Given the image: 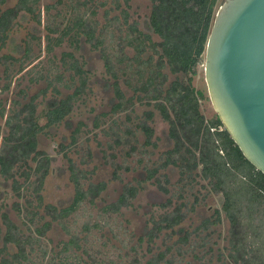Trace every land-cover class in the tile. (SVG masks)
Masks as SVG:
<instances>
[{
  "label": "trees",
  "instance_id": "obj_1",
  "mask_svg": "<svg viewBox=\"0 0 264 264\" xmlns=\"http://www.w3.org/2000/svg\"><path fill=\"white\" fill-rule=\"evenodd\" d=\"M109 1L110 8L103 11L104 23L99 26L95 20L96 8L104 7L105 0H56L53 5L41 9L40 0H16L14 6L0 11V51L17 18H27L35 26H41L46 54H51L63 42L76 49L82 41L96 50L110 81L112 102L107 112L92 117L91 130L102 131L105 119L119 114H124V119L129 121L135 104L155 110L167 124V138L172 147L164 151L161 164L144 169L142 181L155 179L159 171L168 167L177 170L179 182L184 185L197 178L204 181L208 192L220 195L222 203L220 211L214 210L210 218H203L192 233L217 226L222 212L228 224L226 260L232 264H264V176L243 158L217 117L204 119L199 111L198 95L191 86V77L203 62L217 0H146L149 3L148 33L141 32L138 23L128 22L130 0ZM3 3L4 0H0V5ZM61 4L68 10V16L55 9ZM51 10L53 14H49ZM110 10L118 11V17L108 18ZM31 40L39 41V38L29 35L24 40L20 64L33 58ZM7 60L16 61L0 55V64ZM168 76L173 77L170 82H167ZM39 79L45 81V87L39 92L41 101L47 100L44 108L36 112L38 95L29 97L23 104L10 101V110L0 105V180L8 185L14 198L26 197L22 208L19 204L13 205L16 213L21 214L26 233L9 220L0 205V264H103V260L96 258L98 252L93 253L85 243L90 230L100 231L99 222L91 226L83 224L80 232L84 236L69 235L66 241L59 242L57 251L41 246L40 240L53 223L64 230L65 220L84 206L96 208L95 203L106 184H92L89 181L92 171L80 169L62 153L73 188L71 200L61 208L42 204L39 193L48 174L49 158L37 150V137L44 129L64 122L73 103L85 90L86 72L72 52H62L58 64L47 65L44 74L39 73L35 81ZM74 82L76 84H72ZM120 84L130 96L124 95ZM9 87V83L4 84L0 93L7 92ZM58 87L71 89V92L61 96ZM48 91L49 97H46ZM142 115L143 120L134 124L133 130L143 136L141 147L156 148L148 124L153 114L147 111ZM40 119L44 120L41 126ZM110 124L113 127L103 130L108 138L105 146L110 152H103L102 158L112 167L111 178L116 180L117 173L127 167L115 163L116 155L112 151L118 148L123 152L121 156L128 158L135 150L132 144L136 141L129 128H121L114 121ZM83 127L85 125L78 122L70 131L67 146L77 143ZM125 146L127 151L123 150ZM65 147L59 145L61 151ZM141 182L125 185L114 202L97 208L100 218L117 215L120 209L129 207L142 189ZM154 182L157 189L167 194L156 179ZM160 208L163 212L148 217L144 233L136 238L135 246L129 248V252L135 254L138 248L145 246L142 264H170L166 259L169 247L146 256L152 253L154 241L162 232L176 234L177 229H174L184 219V206L171 207L167 200ZM39 210L42 214H38ZM44 217L48 220L42 222ZM177 240L185 244L186 235ZM120 264L140 262L135 255L124 254Z\"/></svg>",
  "mask_w": 264,
  "mask_h": 264
},
{
  "label": "rangeland",
  "instance_id": "obj_2",
  "mask_svg": "<svg viewBox=\"0 0 264 264\" xmlns=\"http://www.w3.org/2000/svg\"><path fill=\"white\" fill-rule=\"evenodd\" d=\"M55 1L40 0L39 8L41 9L45 5H53ZM109 2V0H105L104 7L96 8L95 20L99 26L104 23L103 11L110 8ZM223 2L224 0H217V8ZM15 3L16 0H4V3L0 5V11L11 8ZM55 9L68 16V10L64 5H57ZM53 13L54 11L51 10L49 14ZM148 13L149 3L146 0H130L128 22L138 23V29L144 33H148L146 27ZM113 16L118 17V11L110 10L108 18ZM29 35L38 37L39 41L31 40L30 48L33 58L20 64L23 42ZM42 36L41 26H35L27 18H17L14 21L5 46L0 51V55H7L16 60H7L0 64V88L6 83L10 84L7 92L0 93V105L10 110L12 108L10 101L16 100L23 104L28 101L29 97L38 95L36 112L44 108L47 100L42 102L39 92L45 87V81L42 79L35 81V79H37L39 73L44 74L47 65H57L62 52H72L82 63L83 70L86 72L85 90L81 97L73 103L72 110L64 122L44 129L37 137V150L43 152L49 158L48 174L39 194L42 197L43 205L50 204L61 208L70 202L73 188L68 181L67 163L62 157V153L66 154L80 169L87 172L92 171L89 177L92 184L104 182L106 187L95 203L96 208L84 206L75 215L65 220L62 225L67 233L62 230L61 226L53 223L45 237L40 240L41 246L57 251L59 242L66 241L69 235L74 234L79 238L84 236L80 232L83 224L91 226L93 223L99 222L100 231L90 230V235L85 242L86 246L91 247L93 253H95L94 251L98 252L96 254L98 260H103V264H120L123 261V255L128 254L130 257L135 255L142 264L145 259L142 257L145 253V246L138 248L135 254L129 252V248L134 247L136 238L144 233L148 217L151 214L157 216L163 212L160 205L170 200L171 207L178 204L184 206V219L178 228L174 229H177L176 234L170 235L168 231L162 232L158 239L154 241L152 253L147 254L146 257L162 252L165 247H169L170 251L167 253L166 259L170 264H232L226 260L228 254V244L226 242L228 224L222 212H220V223L217 226L210 227L204 232L192 233V230L203 218H210L214 210L220 211L222 203L220 195L209 193L205 186L206 183L199 178L191 184L184 185L183 182H179L177 170L173 167L161 170L155 175V179L162 188L166 189L167 194H163L157 189L155 179L142 181L145 178L144 169L155 168L161 164L164 151L172 147V143L167 138V124L159 118L157 112L151 107L135 104L133 111L129 113V121L124 119V114H119L106 118L102 131L91 130L90 121L92 117L98 113L107 112L112 102L110 81L104 73L99 53L80 41L76 49L73 47L74 45L69 46L66 42H63L59 47L54 48L51 54H46L43 50ZM153 40L155 41L156 38L153 37ZM202 65L196 67L195 74L191 77V86L198 95L201 115L205 120H210L214 119L216 115L208 100ZM172 79V76H168L167 82ZM119 86L126 97L130 96V92L126 91L123 85L120 84ZM58 91L61 96H65L71 92V89L64 90L58 87ZM46 94V97H49V91ZM147 111L153 114L148 124L152 129V140L155 142L156 148L141 147L143 136L140 132L133 130V125L139 120H143L142 114ZM112 121L121 128H129L136 141V144H132L135 150L128 158H123L121 156L123 152L118 148L112 151L116 155L115 163L127 167V170H121L117 173L118 179L116 180L111 178L112 167L105 164L102 158L103 152H110L105 146L108 138L104 136L103 130H107L109 126L113 127L110 124ZM78 122L83 123L85 127L82 128L77 143L69 147L67 146L69 133ZM38 123L41 126L44 124V120L40 119ZM0 126H2V120H0ZM59 145L66 147L61 151ZM123 150L127 151L128 147L125 146ZM29 165L33 167V163L29 162ZM135 181H142V189L138 191L131 205L120 209L117 215L113 214L106 219L104 217L103 219L100 218L97 208L114 202L121 189L125 185L134 186ZM4 184L0 180V205L2 210L22 233H26L21 214H17L13 209L14 204H19L22 208L23 200L26 197L23 196L22 199L14 198L8 185ZM38 214H42L41 210ZM47 220L48 218L44 217L42 222ZM184 234L186 235V242L181 244L177 238Z\"/></svg>",
  "mask_w": 264,
  "mask_h": 264
},
{
  "label": "water",
  "instance_id": "obj_3",
  "mask_svg": "<svg viewBox=\"0 0 264 264\" xmlns=\"http://www.w3.org/2000/svg\"><path fill=\"white\" fill-rule=\"evenodd\" d=\"M202 70L221 126L264 176V0H224L206 39Z\"/></svg>",
  "mask_w": 264,
  "mask_h": 264
}]
</instances>
